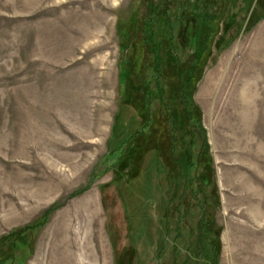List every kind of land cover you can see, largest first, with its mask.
Instances as JSON below:
<instances>
[{"label":"rangeland","instance_id":"obj_1","mask_svg":"<svg viewBox=\"0 0 264 264\" xmlns=\"http://www.w3.org/2000/svg\"><path fill=\"white\" fill-rule=\"evenodd\" d=\"M248 1L0 0V264H264Z\"/></svg>","mask_w":264,"mask_h":264},{"label":"trees","instance_id":"obj_2","mask_svg":"<svg viewBox=\"0 0 264 264\" xmlns=\"http://www.w3.org/2000/svg\"><path fill=\"white\" fill-rule=\"evenodd\" d=\"M250 2H251V0L248 1L247 7L250 5ZM181 87L182 86L180 85L179 86V92L182 93L183 89H181ZM120 103H123V105H128L130 107V102H128L126 100L121 101ZM186 119H188V115L186 116ZM143 128L144 127L139 128L138 132L139 133L143 132ZM133 137L135 138L134 135H133ZM123 144L126 146V150H123V148H122ZM136 144L137 143L135 142V140L131 139L130 135H128V136L124 137L121 141L116 143L115 146H113L110 150H108L109 151L108 156L109 155L112 156L114 154L115 155L114 159L115 160L117 159V163H116V161L113 160L114 163L116 164L115 167L113 166L114 172L115 171L117 172V170H120L122 172L124 170V168H126L125 167L126 166L125 165L126 159L129 156H130L131 160L133 159V152H134ZM187 149H188V147H187ZM123 152H124V154H123ZM185 153L187 154V156L185 157L184 160L176 158V160L178 161V164L175 166V170H176V173H179V177H177L175 174V176L172 175L173 177L170 176V178H167V180L169 179L168 182L171 185L176 184L177 179H178V185L184 186V182L188 183V151H186ZM122 155H124V156L122 157ZM126 155H128V157H126ZM120 174H122V173H120ZM120 174H118V175H120ZM132 174H133V171L130 170V168H129V169H127V171L124 170L123 174L120 177L125 176L127 178V181H129L130 179L132 180ZM113 175H115V174H113ZM171 177H172V179H171ZM165 205H166V203H165Z\"/></svg>","mask_w":264,"mask_h":264}]
</instances>
